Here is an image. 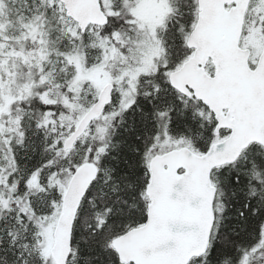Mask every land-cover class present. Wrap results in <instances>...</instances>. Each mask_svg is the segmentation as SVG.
I'll list each match as a JSON object with an SVG mask.
<instances>
[{"label":"snow or ice","instance_id":"snow-or-ice-1","mask_svg":"<svg viewBox=\"0 0 264 264\" xmlns=\"http://www.w3.org/2000/svg\"><path fill=\"white\" fill-rule=\"evenodd\" d=\"M0 264H264V0H0Z\"/></svg>","mask_w":264,"mask_h":264}]
</instances>
